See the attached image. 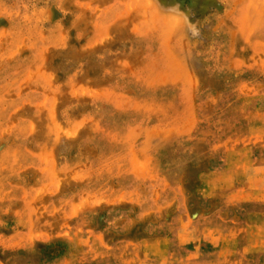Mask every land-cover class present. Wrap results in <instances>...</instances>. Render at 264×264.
I'll return each instance as SVG.
<instances>
[{
  "label": "rangeland",
  "instance_id": "1",
  "mask_svg": "<svg viewBox=\"0 0 264 264\" xmlns=\"http://www.w3.org/2000/svg\"><path fill=\"white\" fill-rule=\"evenodd\" d=\"M0 264H264V0H0Z\"/></svg>",
  "mask_w": 264,
  "mask_h": 264
},
{
  "label": "clouds",
  "instance_id": "2",
  "mask_svg": "<svg viewBox=\"0 0 264 264\" xmlns=\"http://www.w3.org/2000/svg\"><path fill=\"white\" fill-rule=\"evenodd\" d=\"M193 34H195V29H193Z\"/></svg>",
  "mask_w": 264,
  "mask_h": 264
}]
</instances>
